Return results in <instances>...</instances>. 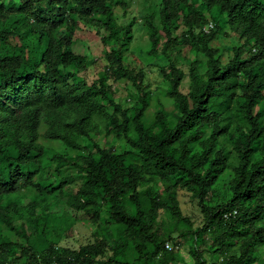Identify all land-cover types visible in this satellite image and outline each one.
Returning a JSON list of instances; mask_svg holds the SVG:
<instances>
[{
	"label": "trees",
	"instance_id": "trees-1",
	"mask_svg": "<svg viewBox=\"0 0 264 264\" xmlns=\"http://www.w3.org/2000/svg\"><path fill=\"white\" fill-rule=\"evenodd\" d=\"M115 7L125 12L127 3L0 0V264H130L118 258L129 247L139 264L166 260L173 254L159 235L161 211L186 226L179 237L189 241L193 264H207V255L212 264H253L264 249V0H160L159 25L144 24L153 53L167 61L160 73L176 112L173 123L157 114L150 127L145 74L125 59L134 21L119 25ZM79 25L104 47V75L91 83ZM220 36L237 45L211 48ZM184 49L192 56L187 73L172 59ZM117 81L135 93L131 111L116 101L109 82ZM111 134L125 148L98 141ZM61 144L71 153L51 148ZM69 166L81 175L73 193L62 174ZM229 170V198L211 204ZM182 190L197 201L200 227L182 215ZM23 191L48 203L5 202ZM53 199L75 222L96 224L106 211L120 231L114 255L106 258L99 237L75 250L58 246L50 235L70 237L73 224L51 215Z\"/></svg>",
	"mask_w": 264,
	"mask_h": 264
},
{
	"label": "rangeland",
	"instance_id": "rangeland-1",
	"mask_svg": "<svg viewBox=\"0 0 264 264\" xmlns=\"http://www.w3.org/2000/svg\"><path fill=\"white\" fill-rule=\"evenodd\" d=\"M127 3V8L125 12H122L121 9H116L115 14L117 23L121 26L129 25L132 21H134V25L132 27V40L128 47V52L125 54V59L127 65L130 69L135 70L136 72L141 71L145 74L144 84L147 89L151 92V101L148 109L144 114V123L147 126H152L156 115L162 114V117L173 123L175 121V112L176 108L173 103V100L166 96L165 92L167 90V84L162 78L160 73V68L167 65L166 59L159 53L155 55L151 48V43L149 39V35L147 29L145 27V20L148 18H152L155 24L159 25L158 12L160 0H124ZM124 13V14H123ZM79 33L84 35L86 40L84 41V47L82 48V54L87 55L89 61L87 69L84 71L85 79L91 83L97 80L101 75H104V66L105 61L102 56V52L104 47L99 39L91 38V33L88 28L79 25ZM93 37V35H92ZM91 40H94V44L91 43ZM164 39H162V42ZM236 40L227 39L224 37H219L209 43L211 48H220L222 50H230L234 46L237 45ZM108 48V47H107ZM189 49H184L183 53L180 55L173 54L172 59L176 61L177 65L184 70V72H188V67L190 64V59L192 56L190 55ZM227 53V52H225ZM187 82H184L182 91H187ZM113 86L116 90L115 98L118 103L124 107L127 106L129 111L132 110L133 104L135 102V93L129 84L125 81H117V83L109 82V85ZM42 139H40V142ZM100 143H103L106 147H111L114 152H119L124 146L123 139H119L113 134L109 135L104 141L98 140ZM226 147L229 148V145L226 143ZM53 150L60 154H69L71 151L65 148L62 144L59 146L54 145ZM54 165L51 166L50 178L55 179V175L52 174V169ZM62 174L65 178H71L73 183L66 187L67 193H73L77 190V188L81 184V175L72 167H65L62 170ZM233 178L232 170L225 172L217 181L214 186V191L212 193V201L211 204H220L224 202L227 198H229V183ZM48 181H45L46 185ZM42 197V198H41ZM39 198V199H38ZM48 197L46 195H37L33 191H23L19 194L10 196L6 198L5 202L15 203L17 206H30L35 200L36 208L43 206L48 203L46 200ZM178 202L179 207L181 209L182 215L188 217L190 222L193 225V228L200 227L204 218L197 206V201L191 197V193L187 191H179L178 192ZM53 205V211L51 215L61 222L64 227L65 223L73 224L71 229L70 237L65 238H57L58 235L51 234L50 237H54L58 240V246L69 248V249H78L81 245H85L88 243H93L97 237L99 239H105L109 246L106 252V258L112 257L114 252L115 240L119 239L120 231L119 227L115 226L110 219L106 211H102L101 219L96 224H87L82 222H75L72 219V212L65 208L63 205L56 204L55 200H49V206ZM27 213V212H24ZM157 226L159 230V235L165 241V249L167 251L172 252V258H168L165 260V255L161 254L157 258H153L149 260V264H193V260L190 256L191 248L189 241L179 237L181 233L186 230V226L178 224L174 219L169 217L164 211L160 212V216L157 219ZM263 224V223H261ZM206 244L209 243L210 237L206 236ZM173 247L172 250H169L167 247ZM255 257V262L253 264H264V249H260L257 251ZM137 255L134 253L132 247H129L126 250V255L123 258L130 264H139L136 261ZM172 259V260H170ZM207 264H212L214 261L210 256H206ZM221 259L218 260L217 264H219ZM17 264H27L26 260L18 262Z\"/></svg>",
	"mask_w": 264,
	"mask_h": 264
},
{
	"label": "built area",
	"instance_id": "built-area-1",
	"mask_svg": "<svg viewBox=\"0 0 264 264\" xmlns=\"http://www.w3.org/2000/svg\"><path fill=\"white\" fill-rule=\"evenodd\" d=\"M210 28H212V25L211 24H209V26L207 27V29H210ZM166 247L169 249V250H172L173 249V247L172 248H170L169 246H167L166 245Z\"/></svg>",
	"mask_w": 264,
	"mask_h": 264
}]
</instances>
